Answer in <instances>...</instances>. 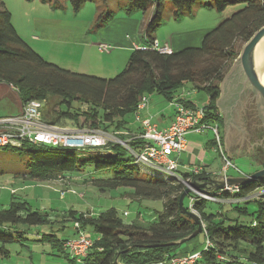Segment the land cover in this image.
Masks as SVG:
<instances>
[{
  "label": "trees",
  "instance_id": "obj_1",
  "mask_svg": "<svg viewBox=\"0 0 264 264\" xmlns=\"http://www.w3.org/2000/svg\"><path fill=\"white\" fill-rule=\"evenodd\" d=\"M70 1L74 10L79 11L86 2L98 0ZM100 1L106 3L109 0ZM131 2L142 10L153 8L145 27V44L132 50L125 69L107 78L75 72L45 59L20 35L12 12L4 1H0V82L14 87L23 105L33 99L48 103V97L52 96L55 113L50 116L48 112V119L43 114V119L49 123L66 125L72 121L79 128L113 129L114 134L132 128L126 117L137 111L143 95L159 94L171 101L186 83H191L194 88L209 94L208 103L203 106L205 120L218 122L223 127V117L217 105L220 84L231 62L241 53L237 41L246 44L264 26V0ZM168 2L175 18L191 13L197 3L218 11L231 5L244 6L217 27L209 29L200 45L166 53L154 48L153 43ZM103 15L101 12L98 16L99 25H103L107 17L110 19L113 12L105 19H102ZM185 103L194 106L190 100ZM81 116L84 117L82 123ZM117 136L123 140L127 137L125 134ZM142 143L143 140L135 139L131 146L139 149ZM7 148L27 154L31 177L52 179L85 174V182L97 190L130 188L138 200H163L164 204L163 209H155L151 221L127 223L115 207L97 213L72 208L63 213H49L33 210L28 201H22L13 193L8 205L0 203V258L8 256V244L27 239L28 231L24 226L32 225H48L49 230L41 235V240L52 242L61 253L68 254L64 246L67 238H58L54 225L59 223L58 226L67 227V223L79 222L83 229L90 228L96 233L94 238L90 235L94 244L85 262L80 264H158L195 250H201L202 255L193 264H264V177L239 186L238 191L219 194L222 200H238L230 202L227 209L235 211L236 217L223 210L207 211L208 200L196 191L205 192L208 186L187 193L184 204L200 216L205 242L208 239L211 243L204 249L205 242L197 240L198 243L188 251L184 246L196 241V237L182 244H158L181 240L198 228L197 222L182 212L180 198L188 182L208 185L207 179L212 174L206 170L180 175L162 173L136 162L135 156L129 155L128 148L112 141L99 148L81 149L28 141L20 147ZM239 201L244 204H238ZM250 203H253L252 209ZM241 216H251V219L241 220Z\"/></svg>",
  "mask_w": 264,
  "mask_h": 264
},
{
  "label": "rangeland",
  "instance_id": "obj_2",
  "mask_svg": "<svg viewBox=\"0 0 264 264\" xmlns=\"http://www.w3.org/2000/svg\"><path fill=\"white\" fill-rule=\"evenodd\" d=\"M0 1H4L5 6L12 12L13 22L25 40L33 45L37 42L31 39L32 35H37L39 38L43 35V37L51 39L68 40L71 44L77 41L84 43L87 46L81 45L80 49L75 50V54H77L78 60L84 66L89 65L88 67H93V69L84 68L85 71L98 73H101V64H103L104 59L110 56L109 60L113 62L117 70L119 69L116 73L118 74L127 67L129 56H126V51L118 46L113 55H111L112 53L110 51H104L100 54L97 52L92 53L89 59L93 56L95 58L94 64L89 62L88 65H85V63H88V60L85 59L89 52V45L100 37L121 39L123 36L125 37V30L127 29H132L139 40L143 38L145 40V27L153 13V8H149L148 10L139 9L135 7L134 2L130 3V0H109L106 3L100 0L88 1L79 11L74 10L70 0ZM243 6L244 4L231 5L223 11H218L215 8H209L197 3L194 5L191 13L183 14L179 18H175L173 7L168 2L163 13V23L156 32L158 33L157 37L162 43L169 39L172 43L180 45L200 44L204 33L220 25L225 19L231 17L233 13L240 10ZM101 12L104 14L102 19H105L107 14L113 12V16L110 19L107 17V21L103 25H99L98 23V16ZM40 43L42 45L40 49L45 51L50 40H45ZM244 45L242 40L237 41V47L241 48V50ZM69 47H75L73 49L78 48L76 45H70ZM127 53H130V51H127ZM72 54L73 50L66 47L62 58L71 57ZM62 63L65 66L73 67L71 66L72 64ZM234 64L235 61H232L226 70L224 78ZM75 68L82 69L79 66H75ZM111 68L109 67L107 70L111 71ZM78 71L80 70L76 72ZM107 73L109 74L106 75H109L110 78L116 75L114 74L115 72ZM188 86L186 88L187 92H189L188 97L199 105L198 107H203L209 100V94L203 89L194 88V85L191 83H188ZM153 95L151 99L153 97L155 98V96H161L159 94ZM147 96L149 97V95ZM260 103L262 106L261 100ZM164 104L170 110H174L170 106L169 99ZM7 105L8 99L0 97V116L10 115V109ZM41 110L45 119L54 115V100L52 96L48 97V103L45 102ZM48 112H50V116L47 115ZM261 117L259 114V123H261ZM126 118L130 121L129 125L132 128L138 127L136 112L128 114ZM83 121L84 117L81 116L80 122L82 123ZM66 125L79 127L72 121L67 122ZM225 126L223 124L224 128ZM223 127H221V130L224 133ZM112 130L102 131L114 134L115 131ZM206 131H209L211 135L213 134L211 130ZM260 135L263 136V132L260 131ZM250 142L253 143V141ZM262 145L256 148L257 153L256 150L250 151L248 147L238 146L233 148L231 159L237 168L232 167L228 174H250L258 170L256 154L261 162L264 161ZM225 150L228 153L226 148ZM128 153L130 155L132 152L129 150ZM210 156L213 158L212 162L216 163L215 157L211 153ZM215 156L218 159V155L215 154ZM223 163V161L221 162L219 160L218 165H223ZM216 166L217 164L214 165V167ZM29 171H31V167H28V158L25 152L20 153L12 148L0 147V203L8 205L14 193L22 201H28L33 210L47 211L49 213L53 211L61 212L71 208L84 212L90 211L97 213L115 207L127 223L133 221H151L154 218L155 209H163V200H138L133 197L132 189L130 188L120 187L108 191L97 190L93 185L85 182L87 176L85 174L44 179L41 177H31ZM175 174L179 175L178 172H175ZM237 201H226V199L208 200L206 208L208 212L223 210L227 211L226 214L231 217H236L238 214L235 211H228L227 209L230 208V202ZM238 204L242 205L244 201H239ZM249 205L252 209L253 203ZM125 212L128 215H124ZM240 219L248 221L251 219V216H241ZM58 224L56 223L54 225V233H56L58 238L76 239L79 236L73 224L68 227H61ZM24 229L28 231L25 235L27 239L8 244L6 247L10 252L7 257L0 258V264H80L68 251H66L68 254H63L59 248L56 249L52 242L41 240V235L49 230L48 225L24 226ZM86 230L93 238L96 236V233L91 231L90 228ZM195 240L189 242L186 246L197 244V240L201 241V243L205 242V234L202 232Z\"/></svg>",
  "mask_w": 264,
  "mask_h": 264
},
{
  "label": "built area",
  "instance_id": "obj_3",
  "mask_svg": "<svg viewBox=\"0 0 264 264\" xmlns=\"http://www.w3.org/2000/svg\"><path fill=\"white\" fill-rule=\"evenodd\" d=\"M153 47L160 52L171 53L172 49L167 44H161L155 40ZM110 44H100L101 51H110ZM185 98L180 96L177 100H171L170 105L175 109V116L169 126L160 128L151 118H141L139 110L147 106L149 97L143 95L138 109L136 119L141 123V132L128 131V136L123 140L117 134H111L99 129L79 128L68 125L52 124L44 121L41 108L45 101L33 99L28 101L18 114L9 115L0 119V147H20L25 141L30 143L48 144L53 146H65L73 148H99L108 142H117L128 148L136 158V162L149 166L166 174H174L178 169V162L173 157L185 150L187 145V134L190 132H213L214 148L219 151L224 165L221 173L227 175L230 168L236 167L225 150L224 134L218 122L209 123L205 120L203 107L191 106L185 103ZM143 140L139 149L131 146V141ZM200 168L195 169L199 172ZM239 186L226 187L216 192L196 191L197 194L207 200H219V194L223 191H238ZM64 194V192H62ZM192 206V205H191ZM79 236L76 239L68 238L64 242L65 248L79 262L84 259L91 250L94 239L83 229L79 222L74 223ZM211 245L207 239L204 249ZM201 250H195L186 254H178L158 264H193L201 258Z\"/></svg>",
  "mask_w": 264,
  "mask_h": 264
},
{
  "label": "crops",
  "instance_id": "obj_4",
  "mask_svg": "<svg viewBox=\"0 0 264 264\" xmlns=\"http://www.w3.org/2000/svg\"><path fill=\"white\" fill-rule=\"evenodd\" d=\"M125 30V29H124ZM19 32V31H18ZM125 37L123 36L121 39H117V38H103L100 37L99 39L97 38V40L93 41L92 44L89 45V52L87 55V58L85 60H88V63H85V65H88L89 62L94 64L95 58L93 56L90 57L89 56L94 53H101L104 51H101L99 49V44L101 43H107L110 44L112 46L110 53H112L111 55L115 54V50L118 46L121 47L122 50L126 51V56L130 57V54L132 52L133 49L135 48H139V46H142L143 44H145V40L143 39H138V37L133 33L132 29H127L125 30ZM205 35V33H204ZM203 35V37H204ZM42 37H38L37 35H32L33 41H36L37 43L35 44H31L29 41H27V43H30V45L38 52L40 53L45 59H47L48 61H51L53 63H56L60 66H63L64 68H68L70 70L73 71H77L80 70L78 72L81 73H88V74H97L98 76H103V77H109V74L107 72H115L114 74H116L119 69L117 70L114 67V64L110 59V56H108V58H105L103 61V64H101V73L98 72H91V71H85L84 68H89V69H93L88 67V66H84L83 63H81L78 60L77 54H75V50L80 49L81 45H85L84 43H81L79 41L71 44L70 41L68 40H60L58 38H47V37H43V35H41ZM158 33H156V40L159 41V38L157 37ZM23 37V36H22ZM24 38V37H23ZM42 38H44V40H42ZM25 39V38H24ZM45 40H50V43H48V46L46 47L45 51H42V45L40 42H43ZM59 41V42H58ZM83 42V41H82ZM160 42V41H159ZM161 44H167V46L169 48H171L172 50H180L184 47L187 46H198L200 44H185V45H180V44H176V43H172L169 39L160 42ZM70 45H76L78 46V48L73 49L75 47H69ZM39 46V47H38ZM68 49H72L73 50V54L71 55V57H66V58H62L63 54H64V50L65 48ZM114 49V50H113ZM127 51H130V53H127ZM65 62L67 64H72L70 66H65L64 63ZM81 64V65H80ZM75 66H79V68L82 69H77L75 68ZM112 67L110 70L108 71L107 68ZM110 76H112V74H110ZM188 83H186L183 88L181 90H179V92L176 94V96L174 97L173 100H177L180 96L184 97L186 100H190L192 102V104L194 106H199L197 105L192 99H190V97H188L189 92H187L186 88H188ZM0 97L1 98H7L8 99V105L7 107L10 109L9 114L13 115V114H18L21 112L22 108H23V104L20 101L19 95L16 91V89L6 83H1L0 82ZM147 95V94H146ZM154 96L149 95V102L147 104V106L141 108L139 110V114L141 118H151V120L155 123L158 124V126L160 128H164L169 126V124L173 121L174 119V115H175V109L170 110L165 104L164 102H167V99H165L164 97H159V96H155V98L152 100L151 97ZM208 103V102H207ZM171 106V105H170ZM172 107V106H171ZM174 108V107H173ZM219 111L222 114V111L220 110L221 105L219 106ZM228 112H236V106L233 105L230 108H228L227 110ZM9 115H4V116H0L1 118L7 117ZM233 117H231L230 120H232ZM231 124V126H230ZM230 124H227L224 128V141H225V147L228 151V154H230V157H232V152H233V148L241 146V147H248L251 150H256L258 143H251L249 142L248 144H246V142H244L240 136V131L244 128V123L243 121H239L236 122L235 120H233ZM138 127L137 128H131V129H126V130H120L117 131V134H125V132L128 131H133V132H141L142 128H141V123L138 121ZM212 133V132H211ZM128 138V136L126 137V139ZM263 140V139H262ZM261 140V143H262ZM260 143V146L262 145ZM259 146V147H260ZM263 146V145H262ZM256 147V148H255ZM264 150V147H263ZM210 153L213 155V157H215V162H212V157L210 156ZM257 153V150H256ZM215 154L218 155V159L216 158ZM257 159H258V169H261L263 167V163L264 161H260L258 155L256 154ZM177 162H178V170L177 172L180 174L184 173V172H188V171H193L197 168H200L201 170H206L207 172L211 173L212 175L214 174H218L221 171V165H218L219 160L222 162V156L220 154L219 151L215 150L214 148V140H213V134L211 135L209 133V131H204V132H190L187 134V145L185 150L181 151L180 153L176 154L175 156H173ZM216 167H214V165H216ZM223 166V165H222ZM236 168V167H235ZM230 171V169H229ZM228 171V173H229ZM249 174V173H248ZM248 174H231V176H244V175H248ZM230 199H227L226 201H228ZM69 210V209H68ZM66 211V210H64ZM64 211H61L62 213ZM71 225L69 223H67V227ZM64 239V238H63ZM186 247L185 249H187L188 251L190 250V247L192 246H184ZM191 252V251H189Z\"/></svg>",
  "mask_w": 264,
  "mask_h": 264
},
{
  "label": "water",
  "instance_id": "obj_5",
  "mask_svg": "<svg viewBox=\"0 0 264 264\" xmlns=\"http://www.w3.org/2000/svg\"><path fill=\"white\" fill-rule=\"evenodd\" d=\"M264 46V26L260 28L253 36L252 38L244 45V47L241 50L240 55L235 60L234 66L231 68V70L228 72L227 76L223 79V81L220 84L221 93L217 100V105H221L222 99L227 96V93H230L229 85L232 77L234 74L238 71H241L245 75L246 83H249L251 87L255 90L257 96L260 98L262 102V106L259 104V113L260 116H262V122L264 123V83L260 78V72H264V61L262 66H257V54L260 48ZM264 53V52H263ZM262 107V108H261ZM262 144L264 147V139L262 140ZM264 177V167L261 169L256 170L255 172L244 175V176H215L212 175L207 179V184L199 183L197 181L188 182L186 190L183 192L180 198V207L183 213L190 215L198 224V228L188 235L187 237L178 240V241H172L169 243L164 244H158V245H171V244H177V243H185L192 238L197 237L199 234H201L204 231L203 223L201 221L200 216L189 210L185 204L184 199L187 195V193L198 189L199 187H205L208 186V189L206 191L213 192L219 189H224L227 186L228 187H235V186H241L245 183H248L250 181L259 180Z\"/></svg>",
  "mask_w": 264,
  "mask_h": 264
},
{
  "label": "flooded vegetation",
  "instance_id": "obj_6",
  "mask_svg": "<svg viewBox=\"0 0 264 264\" xmlns=\"http://www.w3.org/2000/svg\"><path fill=\"white\" fill-rule=\"evenodd\" d=\"M228 91L230 93L222 99L220 108L224 124H230L233 120L243 121L244 128L239 130L242 140L246 144L250 141H253V144L258 143L257 147H259L261 140L264 139V123L262 118L259 123L258 118L260 98L251 85L246 83L245 75L241 71L236 72L232 77ZM233 105L236 106L237 111L228 112V108ZM231 117H233L232 120H230ZM260 131L263 132V136L260 135Z\"/></svg>",
  "mask_w": 264,
  "mask_h": 264
},
{
  "label": "bare ground",
  "instance_id": "obj_7",
  "mask_svg": "<svg viewBox=\"0 0 264 264\" xmlns=\"http://www.w3.org/2000/svg\"><path fill=\"white\" fill-rule=\"evenodd\" d=\"M102 44H105V43H102ZM264 46H262L261 48H260V50L258 51V54H257V66L258 67H260V66H262V64H263V61H264ZM260 78H261V80L263 81V83H264V72H260ZM25 105V104H24ZM23 105V106H24ZM22 111V110H21ZM175 116V115H174ZM45 121V120H44ZM47 122V121H46ZM102 131V130H101ZM229 155V154H228ZM230 157V156H229ZM231 158V157H230ZM223 159V158H222ZM224 162V161H223ZM223 165H224V163H223ZM236 166V165H235ZM179 167V166H178ZM222 168H223V166H222ZM222 168H221V170H222ZM235 168V167H234ZM236 168H237V166H236ZM231 169V168H230ZM178 170V169H177ZM177 170L175 171V172H177ZM229 171V170H228ZM215 176H221V175H224V174H222L221 173V171L218 173V174H214ZM226 176H229V174H228V172H227V175ZM196 190V189H195ZM125 215H128L127 214V212H125ZM75 227V226H74ZM204 227V226H203ZM68 239V238H67Z\"/></svg>",
  "mask_w": 264,
  "mask_h": 264
}]
</instances>
